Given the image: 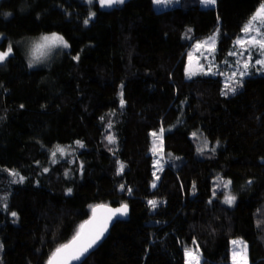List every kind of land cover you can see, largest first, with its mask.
Wrapping results in <instances>:
<instances>
[{"label": "trees", "instance_id": "obj_1", "mask_svg": "<svg viewBox=\"0 0 264 264\" xmlns=\"http://www.w3.org/2000/svg\"><path fill=\"white\" fill-rule=\"evenodd\" d=\"M85 1L0 3V50H13L0 64V264H48L100 204L130 217L82 264H186L191 248L234 264L236 240L264 264V72L235 86L186 74L198 40L219 31L220 51L235 49L264 0ZM52 33L69 50L31 69L25 41Z\"/></svg>", "mask_w": 264, "mask_h": 264}, {"label": "rangeland", "instance_id": "obj_2", "mask_svg": "<svg viewBox=\"0 0 264 264\" xmlns=\"http://www.w3.org/2000/svg\"><path fill=\"white\" fill-rule=\"evenodd\" d=\"M126 1L127 0H124V3ZM169 1H173V0H160L159 3H157V0H154L155 8L159 11L163 10L165 8H168ZM85 2L89 5L94 3L93 0L91 3H89V0H86ZM98 3H99V0H98ZM123 4L113 5L111 7H107V6L101 7L100 3H99V6H100V9H102V10H109V9H112L114 7H117V6H121ZM201 5H202V7L203 6L204 7H212L213 6V5L208 6L205 4H201ZM262 6H264V1L261 3L260 7L258 8V10L256 11L255 14H257V12L261 9ZM92 13H95V12H92ZM92 13H91L89 20H92L95 17V15H92ZM249 21L246 24H248ZM257 27H261L262 32H264V16L258 18L256 21L253 22V30H252L251 34L246 35L242 32V38H239V39H249L251 35H256V28ZM46 35H51V34H46ZM40 37L41 36L25 41V47H26V51H27L26 59H27L28 65L31 69L43 66L46 59L49 58L50 54L53 53L54 51H68L70 48L69 46L67 48H65L63 46H55V47H51L49 49H46L45 55L41 57L40 61L33 62L32 66H30V61L33 60V57L31 54L33 46L35 43H37L39 41ZM209 37H214V40H209ZM2 38L3 37L0 36V42L2 41ZM260 38H261L260 36H257V39H260ZM198 43L201 45L200 47H196V45ZM67 44H68V42H67ZM247 47L250 48V52L252 55V62L250 63L248 69L245 70L243 68V64L245 62V57L249 53L245 52L244 56L239 55V53L242 51V49L240 48L239 45H236L235 49H232L231 51H229L227 53L220 51L219 31H215L211 35H209V36H207L201 40H198L194 44L192 49L189 51L188 56H187V64H186L187 77L191 78V77L199 76V75L220 77V78H222V80L227 85L231 84V85L235 86L236 84H238L237 81H239V83H240L243 79L252 77L256 71L264 72V67L255 63V60L257 58L264 59V53H261L258 47H251V46H247ZM0 51H2V50H0ZM230 52L237 53V55L230 56L229 55ZM11 55H9V56H11ZM237 60L240 61L239 64L236 63ZM225 61H227V63H225ZM3 63H0V64H3ZM244 71H246V74L244 76H240V72H244ZM232 72H236V76L232 79H229ZM201 143H202V145H201V147H202L204 145L203 140H201ZM232 196L235 197V200L233 201L232 204L225 203L224 202L225 197L222 199L223 203H225L228 206H233L236 203L238 197L235 194ZM236 241H238L239 243H237V244L232 243L233 263L234 264H250V261L248 258V247H247V245L241 240H236ZM189 250L192 252V256L195 257V260H193L192 257H190L186 254L187 255V263L186 264H197V262H198V264H200L201 254L195 248H191ZM189 250H187L186 253Z\"/></svg>", "mask_w": 264, "mask_h": 264}, {"label": "snow or ice", "instance_id": "obj_3", "mask_svg": "<svg viewBox=\"0 0 264 264\" xmlns=\"http://www.w3.org/2000/svg\"><path fill=\"white\" fill-rule=\"evenodd\" d=\"M92 0H89V3H91ZM160 0H157V3H159ZM216 0H202V3L208 6H211L215 4ZM100 6L101 7H111L113 5H119L123 4L124 0H99ZM92 15H95V13H92ZM264 16V6L261 7V9L255 14L249 21L248 24H246L242 32L244 34H251L253 30V22L256 21L258 18ZM85 23L87 24L88 21L86 20ZM257 36H260V39H257ZM209 40H214V37H209ZM236 45H239L242 51L239 53V55L244 56L245 52H248L249 54L245 57V62L243 64V68L245 70L248 69L250 63L252 62V55L250 52V48L247 46L251 47H258L261 53H264V32H262L261 27L256 28V35H251L249 39H238L236 41ZM55 46H63L67 48L69 45L67 42L64 40L63 36L58 35L57 33H52L51 35H43L39 38V41L34 44L33 49H32V57L33 60L30 61V66H32L33 62H38L40 61L41 57L45 55V50L49 49L51 47ZM201 45L198 43L196 47H200ZM13 52L11 45L8 46L6 50L0 51V63H3L9 55H11ZM230 56L232 55H237V53L230 52ZM76 59H79V57H76ZM227 63V61H225ZM237 64L240 63L239 60L236 61ZM256 64L261 65L264 67V59H259L257 58L255 60ZM246 74V71L240 72V76H244ZM236 76V72H232L229 79H232ZM239 83V81H237ZM235 88L228 87L227 91L235 92ZM226 94V93H225ZM122 95V93H121ZM121 104H123V100L121 101ZM152 135H156V133H152ZM193 136H196V133H193ZM107 139L109 142H114V139L112 136H108ZM79 143V141L77 142ZM83 145H81L82 147ZM207 147V142L205 141L204 145L200 148V151H203L204 148ZM65 151L64 148L57 146L56 150L52 152V156L55 157L57 152H60L63 154ZM124 165L121 163L119 166L118 171H123ZM47 171V169H45ZM13 176H18L19 174L16 172L10 173ZM22 180L23 177H20ZM218 180H221L220 177H217ZM224 183V186L227 187L228 185L231 184V181H222ZM153 187H155V184H153ZM70 191V190H69ZM215 195V193H214ZM6 199V198H5ZM235 200V197L232 196L230 193L225 195V203L232 204L233 201ZM149 203L152 206L156 205V201H149ZM99 208H105V205H97L93 209L95 212L96 209ZM110 211L112 214H121L125 215L127 213V205H122L120 208H115V209H107ZM13 216L16 215V213H12ZM110 218V217H109ZM92 221H85L83 225L80 226V228L77 231V234L73 237V239L68 243V244H63L60 245L55 252H53L52 256L49 258L48 264H69V261L71 259H79L80 256L88 250V248L92 247L97 240L100 239L102 236L103 232L106 230V223L104 225L99 226L97 229L94 231H91L89 233H86V229L92 224ZM239 243L238 241H233V244ZM2 247V246H0ZM188 256L192 257L193 260H195V257L192 256V252L189 250L186 253ZM198 264V262H197Z\"/></svg>", "mask_w": 264, "mask_h": 264}, {"label": "water", "instance_id": "obj_4", "mask_svg": "<svg viewBox=\"0 0 264 264\" xmlns=\"http://www.w3.org/2000/svg\"><path fill=\"white\" fill-rule=\"evenodd\" d=\"M2 1H4V0H0V3ZM100 205H105V204H100ZM124 205H126V204H124ZM105 206H106V209L105 208H99V209H96L95 212L92 210L91 216L87 221H92L93 223L88 227V229H86V233L94 231L99 226L104 225L105 223H106V230L103 232L100 239L97 240L96 243L92 247L88 248V250L86 252H84L80 256L79 259H71L69 261V264H82V263H84L108 239L114 225L117 222L127 220L130 217L131 211H130V208L128 205H127V213L125 215H121L119 213L112 214L110 211L107 210V209L120 208L122 205H119V206L105 205Z\"/></svg>", "mask_w": 264, "mask_h": 264}]
</instances>
